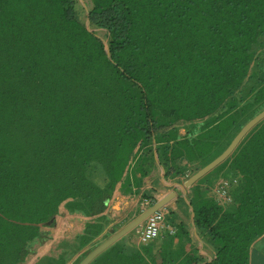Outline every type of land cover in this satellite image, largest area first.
I'll use <instances>...</instances> for the list:
<instances>
[{"label": "trees", "instance_id": "1", "mask_svg": "<svg viewBox=\"0 0 264 264\" xmlns=\"http://www.w3.org/2000/svg\"><path fill=\"white\" fill-rule=\"evenodd\" d=\"M86 2L102 39L79 0H0V264H25L62 205L149 176L154 140L178 176L215 124L231 143L264 110V0ZM59 249L37 264H68L84 232Z\"/></svg>", "mask_w": 264, "mask_h": 264}, {"label": "crops", "instance_id": "2", "mask_svg": "<svg viewBox=\"0 0 264 264\" xmlns=\"http://www.w3.org/2000/svg\"><path fill=\"white\" fill-rule=\"evenodd\" d=\"M181 133L185 135V129ZM209 163L194 160L188 164L184 160L181 175H167V181L180 194L163 209L165 219L156 239L140 242L138 232L145 222L91 264H264V122L229 159L191 189L184 188L193 172ZM191 191L197 235L186 196ZM171 192L156 167L149 176L131 173L129 182L124 176L106 201H100L102 194L93 201L84 199V214L64 206L65 212L60 211L45 228L51 232V239L38 244L25 264L58 257L65 232H74L73 239L84 232V250L68 263L73 264ZM204 209L207 227L197 222V214Z\"/></svg>", "mask_w": 264, "mask_h": 264}, {"label": "water", "instance_id": "3", "mask_svg": "<svg viewBox=\"0 0 264 264\" xmlns=\"http://www.w3.org/2000/svg\"><path fill=\"white\" fill-rule=\"evenodd\" d=\"M87 0H79L84 19L86 20L87 30L95 34V29L92 27L89 14H88V7H87ZM96 35V34H95ZM98 38L102 39L98 35H96ZM105 45L106 54L109 60H112L110 48L108 47V44L106 41H103ZM264 121V110L259 113L257 116H255L252 120H250L242 129L241 131L236 135V137L233 139V141L230 143V145L227 147V149L216 159H214L212 162H210L208 165L197 171L195 174H193L185 183L184 188L191 189L193 186H195L201 179H203L205 176H207L210 172H212L214 169H216L218 166H220L222 163H224L227 159H229L232 154L235 152V150L239 147V145L242 143V141L249 135V133L258 126L261 122ZM154 147V160H155V167L158 169L160 174L163 176V180L165 182V185L172 190L171 193H169L164 198L160 199L158 202L153 204L151 207L146 209L142 214H140L138 217H136L134 220H132L130 223H128L125 227H123L121 230L116 232L111 238H109L106 242L98 246L96 249H94L92 252H90L81 262L80 264H91L102 252H104L106 249H108L110 246L115 244L117 241L122 239L123 237L127 236L131 232L138 229L142 224H144L147 219L152 216L154 213L163 210L166 208L174 199L177 198L178 194H180L177 190H175L171 184L167 181V175L166 171L161 164L160 157L158 154L157 144L154 140L153 142ZM188 196V205L190 209V213L193 219V227L195 234L197 235V227H196V214L194 211V207L192 205V191L190 194H186ZM53 221V220H52ZM52 221L49 223L51 224Z\"/></svg>", "mask_w": 264, "mask_h": 264}, {"label": "rangeland", "instance_id": "4", "mask_svg": "<svg viewBox=\"0 0 264 264\" xmlns=\"http://www.w3.org/2000/svg\"><path fill=\"white\" fill-rule=\"evenodd\" d=\"M234 134L235 132H232V131L224 132V133L218 131V129H216V124H215L211 133L205 134L203 137H201L202 138L201 143H198L197 146H195V148L190 147L191 150H196L195 153L190 156L191 157L193 156L192 158L197 157V155L201 156V160L204 163L203 165H205L209 163L211 160H213L214 158L216 159L218 156H220L224 152L223 150L230 143ZM184 147L183 145L175 146L176 151H178V153L182 152V150H185L186 148ZM186 150L188 151V149ZM60 211L65 212L64 205L61 206ZM72 234H74V232L73 233L65 232L60 239L61 240H65V239L72 240L73 236L75 235V234L74 235Z\"/></svg>", "mask_w": 264, "mask_h": 264}, {"label": "built area", "instance_id": "5", "mask_svg": "<svg viewBox=\"0 0 264 264\" xmlns=\"http://www.w3.org/2000/svg\"><path fill=\"white\" fill-rule=\"evenodd\" d=\"M224 186L227 187L228 183H225ZM164 219L165 212L163 210L150 216L145 223V227L138 232L140 242L148 243L156 239L160 233Z\"/></svg>", "mask_w": 264, "mask_h": 264}]
</instances>
